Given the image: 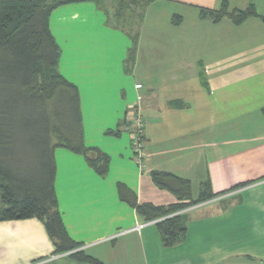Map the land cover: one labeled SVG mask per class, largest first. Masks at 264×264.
I'll return each mask as SVG.
<instances>
[{"label": "crops", "instance_id": "crops-1", "mask_svg": "<svg viewBox=\"0 0 264 264\" xmlns=\"http://www.w3.org/2000/svg\"><path fill=\"white\" fill-rule=\"evenodd\" d=\"M113 1L64 5L49 20L59 71L80 94L85 147L108 157L100 175L85 155L55 149L70 237L101 264H264V0H154L132 63L135 35L105 7ZM224 4L257 16L202 15ZM154 173L189 183L191 199L158 187ZM207 184L220 195L175 214L186 224L172 244L158 227L164 218L146 221L119 193L122 185L138 205L181 206ZM55 252L40 220L0 222V264H90Z\"/></svg>", "mask_w": 264, "mask_h": 264}, {"label": "trees", "instance_id": "trees-1", "mask_svg": "<svg viewBox=\"0 0 264 264\" xmlns=\"http://www.w3.org/2000/svg\"><path fill=\"white\" fill-rule=\"evenodd\" d=\"M153 1L141 3L145 8ZM79 2L104 6V0H0V222L38 219L45 225L56 254L71 253L76 260L101 264L79 250L82 245L70 237L55 191L57 147L85 155L100 175L108 172V157L85 147L80 94L59 71L61 49L49 25L54 10ZM202 15L216 21L229 16L237 24L257 16L254 8L229 13L226 4L219 12L202 10ZM136 40L134 37L131 63ZM152 178L158 187L191 199L189 183L157 173ZM119 193L146 221L164 218L158 227L167 244L185 233L186 220L176 213L220 195L212 194L207 184L199 200L156 207L138 205L122 185Z\"/></svg>", "mask_w": 264, "mask_h": 264}, {"label": "rangeland", "instance_id": "rangeland-1", "mask_svg": "<svg viewBox=\"0 0 264 264\" xmlns=\"http://www.w3.org/2000/svg\"><path fill=\"white\" fill-rule=\"evenodd\" d=\"M105 7L110 11H114L115 19H117L118 22L120 21V26L127 31L134 33L136 37L139 21L144 10V4L141 3V0H114L111 7L109 5H106ZM1 206L2 195L0 193V207Z\"/></svg>", "mask_w": 264, "mask_h": 264}, {"label": "built area", "instance_id": "built-area-1", "mask_svg": "<svg viewBox=\"0 0 264 264\" xmlns=\"http://www.w3.org/2000/svg\"><path fill=\"white\" fill-rule=\"evenodd\" d=\"M142 129H143V124L140 119H137V129L135 133H133L132 139H133V150L135 154L137 155V157H139L140 159L143 157V154H142V149H143L142 132L143 130Z\"/></svg>", "mask_w": 264, "mask_h": 264}]
</instances>
